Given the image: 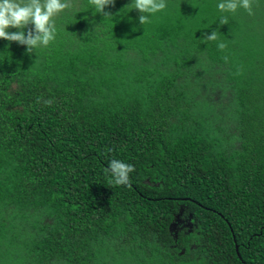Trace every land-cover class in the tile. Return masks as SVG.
<instances>
[{
  "label": "trees",
  "instance_id": "obj_1",
  "mask_svg": "<svg viewBox=\"0 0 264 264\" xmlns=\"http://www.w3.org/2000/svg\"><path fill=\"white\" fill-rule=\"evenodd\" d=\"M70 2L49 46L0 40V264H264V0Z\"/></svg>",
  "mask_w": 264,
  "mask_h": 264
},
{
  "label": "clouds",
  "instance_id": "obj_2",
  "mask_svg": "<svg viewBox=\"0 0 264 264\" xmlns=\"http://www.w3.org/2000/svg\"><path fill=\"white\" fill-rule=\"evenodd\" d=\"M89 4L96 13L104 17H111L105 9L115 5V0H89ZM167 0H132L125 8L138 10L140 25L151 23V16L167 8ZM71 7L70 0H0V40L26 46L28 54L36 49L47 47L55 41L57 27L55 17ZM221 13H236L243 8L251 14V0H221L217 4ZM222 25L228 24V17L220 18ZM29 25L33 27L25 32ZM17 29L15 32L9 29ZM205 41H218V31L210 34L204 33ZM227 45L218 42L217 48L223 51ZM227 60V57H225ZM39 102V101H38ZM50 103V101L46 102ZM109 152L112 150L109 149ZM105 173L110 175V183L115 186H131L130 174L135 172L134 165L112 158L105 168Z\"/></svg>",
  "mask_w": 264,
  "mask_h": 264
},
{
  "label": "rangeland",
  "instance_id": "obj_3",
  "mask_svg": "<svg viewBox=\"0 0 264 264\" xmlns=\"http://www.w3.org/2000/svg\"><path fill=\"white\" fill-rule=\"evenodd\" d=\"M263 29L262 28H259L258 29V41H259V44L263 45L264 44V32L262 33Z\"/></svg>",
  "mask_w": 264,
  "mask_h": 264
}]
</instances>
